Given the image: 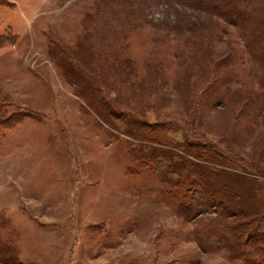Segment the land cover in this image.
<instances>
[{"label": "rangeland", "instance_id": "374dc122", "mask_svg": "<svg viewBox=\"0 0 264 264\" xmlns=\"http://www.w3.org/2000/svg\"><path fill=\"white\" fill-rule=\"evenodd\" d=\"M120 1L0 0V264H242L201 248L195 179L130 158L120 117L220 149L264 209V63L199 0Z\"/></svg>", "mask_w": 264, "mask_h": 264}, {"label": "trees", "instance_id": "16d2710c", "mask_svg": "<svg viewBox=\"0 0 264 264\" xmlns=\"http://www.w3.org/2000/svg\"><path fill=\"white\" fill-rule=\"evenodd\" d=\"M199 3L203 10L246 31L252 53L264 63V0H199ZM103 41L106 39L97 45L101 46ZM7 42L8 38L0 37V49ZM121 115L124 135L133 139L128 151L130 158L154 169L164 184L173 188L187 185L186 173L195 179L188 190L191 202L181 205L178 214L196 222V239L201 248L223 252L233 262L264 264V209L258 197L262 185L225 165L227 154L220 149L192 143L181 128L167 124L161 127L135 116ZM159 130L166 131L175 146L157 141L155 134ZM194 148L202 153L198 161L191 158Z\"/></svg>", "mask_w": 264, "mask_h": 264}]
</instances>
